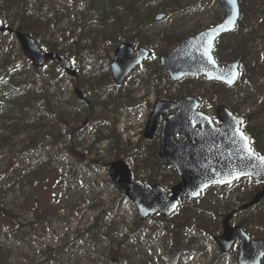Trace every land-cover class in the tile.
I'll return each instance as SVG.
<instances>
[{"label":"rangeland","instance_id":"1","mask_svg":"<svg viewBox=\"0 0 264 264\" xmlns=\"http://www.w3.org/2000/svg\"><path fill=\"white\" fill-rule=\"evenodd\" d=\"M141 1L145 7L143 17L148 23L143 28L147 43L138 45L134 40H128L150 49L151 57L170 53L176 46L177 38L194 35L212 26L223 16L222 9L216 6L214 0H180L177 9L166 8L163 0ZM95 2L90 0L85 4L84 0H33L32 9L43 23L40 28H35L36 39L40 42L49 37L58 40L85 77L92 75L93 78L102 79L107 77L110 70L114 50L120 42L117 40H124L127 36L137 38L135 31H132L136 22L125 18V23H122L112 15H108L105 21L102 19V10L97 13L94 8ZM256 3L260 9L258 20H264V0H257ZM160 12L166 13V17L155 22L154 17ZM119 15L124 13L119 11ZM14 27L17 29V25ZM227 42L228 50L222 55L225 59L222 63L235 57L238 50L236 37H230ZM0 44L9 51H22L14 32L0 34ZM249 46L251 54L244 61V67L249 69L244 80L229 91L221 93L220 90V94L207 83L205 89L196 90L195 94H201L202 109L210 115H215L217 106L224 98L235 104L238 114L248 117L246 127L257 134L258 146L264 151V76L251 74L253 61L256 67L258 65L255 61H262L264 72V37L257 36ZM154 61L152 59L144 68L138 67L122 86L132 84L135 93L124 106L126 109L122 112L117 133L124 142L130 137L138 140L141 136L144 139L142 154L138 157L135 158L137 149L115 155L110 150V142L102 145L104 149L100 155L97 151L90 153L89 145L95 139V131L84 139L79 135L83 127L79 125L67 130L62 122L56 123L54 127L49 125L29 132L39 137L38 147L27 146L29 139L25 134L17 137L13 145L0 153V193L7 190L5 208H12L17 213V217H0V246L6 255V260L0 259V264H116L125 260H128L127 264H213L216 258V264H237V246L231 250L232 254L221 255L214 240L221 229L215 231V224H222L227 214L243 205V198L255 188V183L251 181L213 189L201 200L184 202L178 216H184L183 222L187 226L191 227L194 221H185L191 211H203L210 224L197 226V230L184 227L185 238L197 237V243L195 251L180 255L177 262L164 250L160 241L161 232L150 233L147 229L138 233L132 231L139 217L132 202L124 197L120 206L115 207L120 193L111 182L105 164L114 159H124L139 174V179L148 182L143 175L147 171L143 159L146 158V162L153 167L161 165L157 141L145 139L142 133L151 108L157 100H170L169 96H179L187 88V82L182 83V80L158 87L153 84L146 87L144 74L154 70ZM53 72L59 81L57 89H54L57 82L51 76ZM20 79L26 83L37 81L35 86L28 84L29 90L26 92L30 91L34 98L32 107L22 116L32 125L40 110L45 107V99L37 96L43 92L37 91L36 87L47 89L60 98L64 106L67 101L77 107L84 106L80 103L83 101L75 99L73 95L78 82L56 66L47 65L33 77ZM84 95L88 99L94 98L93 93L85 91ZM26 96V93L18 92L7 103H22ZM20 116L18 114L17 117ZM50 131H59L61 138L56 139L48 134ZM110 131L105 129L106 134ZM74 137L76 139L73 142ZM84 156L87 161H93L90 169L85 166L87 161ZM76 158L83 161H77ZM163 173L171 175V168L166 167ZM13 174H21L23 177L13 183L10 181ZM166 178L168 183H173V175ZM162 180L159 178L157 183L164 185ZM254 213L259 216H255L256 219L251 223ZM236 215L232 224H247L254 233L264 236V203L255 210ZM146 223L152 227L159 226L153 219Z\"/></svg>","mask_w":264,"mask_h":264},{"label":"water","instance_id":"2","mask_svg":"<svg viewBox=\"0 0 264 264\" xmlns=\"http://www.w3.org/2000/svg\"><path fill=\"white\" fill-rule=\"evenodd\" d=\"M224 11L223 19L195 35L184 39L169 54L160 57V64L173 80L187 76H207L234 86L240 78L241 61L229 60L221 65L215 56L217 40L224 34L235 31L241 19L240 0H219ZM166 14L158 13L155 21L164 20ZM6 23L0 18V31ZM25 56L35 67H43L49 61L68 75L78 78V71L71 60L61 53L43 50L29 33L16 31ZM151 51L144 47L135 48L123 42L115 50L111 71L116 84H122L134 69L143 63ZM76 92L82 98L77 88ZM198 96H184L177 101L159 100L154 106L145 130L146 138H153L160 116L177 110L163 121L159 156L165 166L176 168L181 180L167 189L160 184L148 185L133 177L129 164L122 160L110 162L109 175L116 189L136 205L142 220L151 215L171 216L184 198H199L213 185L224 186L243 177H252L264 183V154H258L251 145L249 136L242 129L245 119L235 114L226 105L218 106L216 113L221 121L216 126L212 116L200 110ZM243 133L254 150L251 155L245 148ZM185 137L178 141L175 135ZM250 157V158H249ZM264 198V186L254 198L243 206H254ZM232 214L223 220V232L215 237L219 247L228 252L236 241H240L238 264H262L264 239L252 238L241 226L231 225Z\"/></svg>","mask_w":264,"mask_h":264},{"label":"trees","instance_id":"3","mask_svg":"<svg viewBox=\"0 0 264 264\" xmlns=\"http://www.w3.org/2000/svg\"><path fill=\"white\" fill-rule=\"evenodd\" d=\"M32 1L33 0H0V16L5 19L7 26L11 27V29L15 30L16 28L14 26L17 25V29L29 32L36 37L35 28H40L43 23L40 18L37 19L38 15H36L35 11H33L32 9ZM87 1L90 0H84V3L86 4ZM95 1L96 2L94 8L97 10V13L98 11L102 10V19H105V21L108 19V15H112L116 16V18H118L122 23H125V18H127L131 22H136L135 29L132 31H135L137 38L127 36V38H125L124 40H134V42H137L139 45H143L145 42L147 43V37L143 28L147 27L148 23L147 20L143 17V10L145 7L143 3H141V0ZM163 1L166 8L168 7L171 9H177L180 7V0ZM240 1L242 8L241 22L235 32L227 34L218 40L215 54L219 62L225 60L222 55L225 51L228 50L227 41L230 37H236V39L238 40L237 54L235 55V57H230L229 59H240L242 61L243 69L240 78V81H242L247 77L249 69L244 67V61L246 57L251 54L249 43L251 44V42H253L259 35L264 37V20H258L260 9L258 8V4L256 3L257 0ZM214 2L220 9L218 0H214ZM119 11H122L124 15L120 16ZM98 16L100 17V15ZM255 17H257L256 21ZM47 39L48 40H43L41 42L39 41V43L50 51L61 52L66 54V56H69V54L64 51V47L58 40H54L51 37ZM121 40L122 39H119L117 41L121 42ZM182 40L183 39L177 38L176 45H178ZM256 52H258V50H256ZM154 62V70L146 71L144 74L145 77L143 76V79H145V86L148 87L150 84H153L158 87L162 83H171L167 72L160 67L157 60H155ZM255 64H257L258 67L254 66L253 61L251 74H259L260 76H264V72L262 69L263 62L255 61ZM52 70L55 69L52 68ZM40 71L41 69L32 66V64L25 58L22 51L19 50L17 52L15 49L9 51L4 47V45L0 44V92L2 90V92L0 93V153H3L4 149H6L8 146L13 145L12 143L17 139V137L23 136L25 134L29 139V142L26 145L38 147L40 143L39 137L31 135L29 132L34 130V128H45L49 125L54 127L53 125H55L56 123L62 122L67 130L75 129L79 125L83 127V131L79 135H81V137H83L84 139H86L92 131H95L93 135L95 139L89 145L90 153H92L93 151H97L98 155H100V151L104 149L102 145L105 144V142H110V150L115 155L117 154L119 156L123 151L131 152L132 149L138 150V154H135V158L142 154L141 147L144 145L143 138H141L137 143H133L130 140L124 142L121 136L117 133V125L122 116L124 105L128 103L127 101L131 98L132 94L135 93V90L131 87L132 84H129L128 87L124 88L114 86L110 72L107 73L106 78L102 79L93 78L92 75L86 77L82 75L80 80V87L84 91L93 93L94 95V98H91V102L82 103L84 105L83 107H77L70 101L65 102V107L64 105H62L61 99L55 97V95L49 92L47 89L43 87L41 89H38V87H36L37 91L43 92L39 93V95L37 96H42V98L45 99V107L43 108V110H40L36 122L32 125L22 116L25 115V112L29 107H32V100L34 98V96L30 95V91L26 92L27 90H29L28 84L35 86L37 81L26 83L25 81L22 82L20 78L33 77L35 73ZM55 75V72H53V75L51 74V76L54 77L53 80L57 82L56 84H54V89H57L59 86V81L58 79H55ZM185 82H187V88L184 89L181 94H191L196 90H203L205 89V85L209 83V81L205 77L187 78ZM210 86L212 87L213 91L217 92V94H220V90H222L221 93H223L232 89L225 86L224 84L213 82L210 83ZM18 92H24L27 94L25 100L22 103L11 102L10 104H8L7 100ZM174 97L175 96H171V98ZM222 103L227 104L234 112H239L236 105L229 102L226 98L222 100ZM116 109H118L117 112ZM18 114H20L21 116L17 117ZM45 115L47 116L45 117ZM106 115L109 116L106 117ZM96 122H99V124L101 125L99 126ZM105 129H111L110 133L106 134ZM48 134L53 135L56 139H60L62 136L59 131H50ZM74 139H76V137L73 138V142ZM254 146L256 150L260 149L255 143ZM100 157L99 161L102 162L101 158L103 157ZM84 159H86L87 161V158L85 156ZM89 159L90 158H88V160ZM76 160L83 161V159L81 158H76ZM158 160L160 161L159 158ZM146 161L147 159L144 158V167L147 171L143 175L148 179L149 184L157 183L158 179L161 178L163 179L162 183L169 188L171 187L172 183H168L166 177H171V175H173V178L171 179L173 183H176L179 180V177L177 176L175 170L171 175H164L163 171L165 170V168L162 166V164H159L157 167H153L149 164V162ZM91 162H93L92 159L90 162L87 161V164L85 165L88 169L93 166V163ZM105 166L108 169L109 164L107 163L105 164ZM132 170L135 176H139V174L134 169ZM152 170H154V172ZM20 177L23 176L21 174H13L10 176V181L15 183ZM250 180L254 181L253 179ZM7 198V190L0 193V217H17V213L12 208H5V205H7ZM122 199H124V196L120 195L119 200L115 206L116 208L120 206V201ZM185 201L194 202V200ZM181 210L182 208L170 218H163L161 216L151 217V219L155 220L158 223V227L149 226L146 221H141L139 218H137L132 231L134 233H138L147 229L150 233L152 231H156V233L161 232L162 238L160 241L163 243L164 250L166 251L168 256L172 258V260L177 262L180 255L195 251V246L197 243V240L195 239L197 237L185 238L184 236L183 230L187 225L183 222L184 216H178ZM255 216L259 215L257 214ZM255 216L251 217V223L254 219H256ZM191 219H194V221L192 222L191 227L187 226V228L189 229L191 228L193 230H197V226H208V224H210L209 219L204 215L203 211H199V213L191 211L189 213V216L185 218V221H189ZM215 229V231H219L221 229V224L216 223ZM251 233L254 234L252 231ZM2 251L3 249L0 246V259L6 260L5 252L3 253ZM114 252H116V250H114ZM221 255H223V253H221ZM217 261L218 258L215 259V263L213 264H216ZM127 263L128 260H125V262L123 263L116 264Z\"/></svg>","mask_w":264,"mask_h":264},{"label":"snow or ice","instance_id":"4","mask_svg":"<svg viewBox=\"0 0 264 264\" xmlns=\"http://www.w3.org/2000/svg\"><path fill=\"white\" fill-rule=\"evenodd\" d=\"M241 138L245 141V148L246 150L251 154V155H255L254 150L249 146V141L248 138L243 134L240 133ZM250 158V157H249Z\"/></svg>","mask_w":264,"mask_h":264},{"label":"flooded vegetation","instance_id":"5","mask_svg":"<svg viewBox=\"0 0 264 264\" xmlns=\"http://www.w3.org/2000/svg\"><path fill=\"white\" fill-rule=\"evenodd\" d=\"M253 134L255 135V132H253ZM262 188V186H257L256 185V189H255V192L254 193H256L257 191H259L260 189ZM255 195V194H254ZM251 199V198H250ZM250 199H248L247 201H250ZM264 203V200L260 203V204H258V205H256V206H254V210L256 209V208H259L260 206H262V204ZM234 225V224H233Z\"/></svg>","mask_w":264,"mask_h":264}]
</instances>
